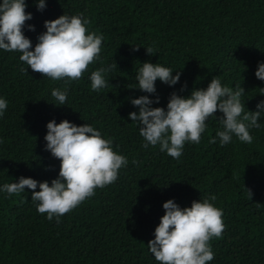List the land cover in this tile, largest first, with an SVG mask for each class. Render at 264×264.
Returning <instances> with one entry per match:
<instances>
[{
  "label": "trees",
  "instance_id": "16d2710c",
  "mask_svg": "<svg viewBox=\"0 0 264 264\" xmlns=\"http://www.w3.org/2000/svg\"><path fill=\"white\" fill-rule=\"evenodd\" d=\"M26 3L32 19L25 25L35 27L23 31L33 44L45 19L83 12L90 30L103 34L102 48L99 59L67 84L27 65L22 72L20 53L0 50V95L8 100L0 116V183L20 175L49 182L56 177L59 159L44 148L52 118L91 123L129 163L59 222L36 210L27 186L26 193H0V264H160L146 244L162 202L174 198L183 207L210 193L225 228L210 241L215 255L208 264H264V121L250 129L252 143L233 137L220 145L208 142L220 126L210 117L200 143L186 142L175 159L158 145L143 148L127 115L137 110L129 97L148 94L133 88L145 60L181 72L174 86L156 81L160 106L171 91L187 95L217 75L229 86L241 83L246 108L255 110L264 91L254 75L264 61V0H46L42 11L33 0ZM153 42L157 53L149 56L142 45ZM115 63L109 84L92 90L91 71ZM181 83L187 85L182 91ZM53 87L68 88L65 105L53 104Z\"/></svg>",
  "mask_w": 264,
  "mask_h": 264
},
{
  "label": "clouds",
  "instance_id": "9594fccd",
  "mask_svg": "<svg viewBox=\"0 0 264 264\" xmlns=\"http://www.w3.org/2000/svg\"><path fill=\"white\" fill-rule=\"evenodd\" d=\"M38 11L47 5L46 0H33ZM26 0H0V50L19 52L25 65L33 71L46 75L52 81L63 80L65 84L79 79L88 66L99 59L103 34L90 30V20L83 12H63L55 18L43 21L44 30L36 36V43L24 34L23 28L32 13L25 11ZM135 50L140 45H132ZM146 54L156 52L155 42L142 45ZM116 63L103 65L91 71L89 79L92 90L99 91L109 84L106 78ZM145 60L135 73L136 86L143 93L129 97L137 110L127 113L135 122L142 147L159 146V150L179 159L185 143L198 144L210 117L219 121L215 135L209 143L225 145L233 137L246 143L253 142L250 129L260 128L264 121V91L256 101L255 110L245 106V89L241 83L229 86L219 76L211 77L205 87H193L187 95L170 92L164 106L159 105L156 81L169 86L180 82L179 69ZM254 75L264 81V61H258ZM186 83L180 84L182 91ZM50 94L54 105H65L68 88L53 87ZM156 106H153V105ZM8 100L0 95V116L4 115ZM219 110V115H217ZM258 117L261 118L258 120ZM44 148L59 159L56 177L37 180L20 175L11 182L0 183V193L7 195L26 193L31 189V201L36 210L46 213V218L60 221V217L95 194L96 188L113 183L119 170L129 163L128 158L114 150L112 139L105 138L91 123L76 124L67 118L46 122ZM133 163H136L133 160ZM37 188L39 190H37ZM249 196L251 195L248 190ZM217 197L208 194L193 199L190 205L181 207L174 198L162 202L163 214L153 229V237L147 241V250L160 264H208L214 258L210 241L220 237L225 228L223 210L214 204Z\"/></svg>",
  "mask_w": 264,
  "mask_h": 264
}]
</instances>
